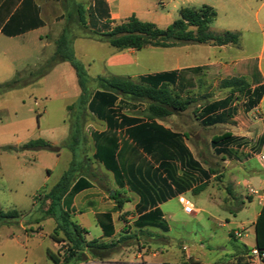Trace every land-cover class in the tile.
<instances>
[{
    "label": "rangeland",
    "instance_id": "obj_1",
    "mask_svg": "<svg viewBox=\"0 0 264 264\" xmlns=\"http://www.w3.org/2000/svg\"><path fill=\"white\" fill-rule=\"evenodd\" d=\"M222 1L223 8H219L217 19L209 25V31L214 35H220L227 30L239 32V42L230 44L226 50L212 48L211 44L182 45L188 49L197 48L202 53V58L217 60L218 63L197 75L188 76L187 87L180 94L193 98L194 102L186 111L174 115L178 129L186 131L190 136V144L196 147V154L205 168L213 170L217 175L213 181L208 182V188L202 194H186L202 212L187 215L182 211L178 200L169 202L164 211L167 217L170 213L176 219L174 221L168 218L170 232H161L162 235H143L136 232L125 237L120 242L123 246L134 245V248L127 250V254L141 251V245H150L152 249L162 248L164 255L168 251L178 254L183 247V250L187 248L192 254L198 251L212 258L230 248L226 235L230 227L254 220L260 211L261 207L255 197L248 200L242 183L247 180L251 183L252 175L262 170L253 156L264 132V123L259 121L261 112L247 114L243 110L244 96L240 92L235 94L240 111L235 130H241L246 141L243 143L244 148L236 151L237 156L232 161H225L226 158L217 155L211 147L214 136L221 135L232 127L216 125L205 128L196 120V113L201 106L230 93L229 88L222 87L224 80L240 77L239 72L243 71L234 66L232 61L242 60L241 64H248L250 75L244 74V78L249 83L252 81L251 73L253 75V69L259 63L264 72V6L261 7L264 0ZM156 5L162 11L157 2ZM84 16L88 17L87 12H84ZM76 26L70 22V47L67 53L81 66L85 75L86 91L82 96L80 94L77 103L70 106V121L75 119L77 112L82 115L87 112L88 98L98 87L97 79L91 77L109 73L105 72V60L116 50L106 42L80 37L83 33L91 38L96 37L97 32L92 30V26L80 30L81 32ZM168 26L163 22L158 27ZM101 29L103 27L100 26L99 31ZM30 40L29 37L7 39L0 36V210L5 213L16 211L19 214L9 224L0 222V264H53L45 253L48 239L41 247L34 246L33 243L38 245L39 240L27 241L21 224L28 227L36 218L45 219V211L49 207L58 206L57 199L47 198V194L42 191L58 183L69 166L71 153L67 148L69 146L63 143L68 133L67 130L63 132L62 119L65 118L66 103L75 102L81 92L77 81L68 77L67 72L72 71V65L67 61L57 62L59 58L52 54V48H46L43 54H39ZM26 46L29 53L24 48ZM167 52L162 48L144 49L138 53L141 61L137 68L133 65L118 71L125 75H148L168 70L173 66L166 59ZM198 53L197 58L200 56ZM132 80L139 83L140 77H133ZM146 108L147 104L144 102H132L126 110L143 116ZM262 108L264 112V103ZM74 137L75 135L71 136L72 139ZM38 138L50 143L57 141L59 150L23 149L17 146L19 140ZM70 140L69 138L67 141L69 144ZM76 153L81 155L80 151ZM212 186H216L214 190L218 192L216 194L219 196L220 205L229 207L231 211L214 208L208 203L207 193L212 191ZM240 201L244 203L241 204ZM227 218L234 225H219V221L225 223ZM44 221L45 232H49L51 221ZM59 250L62 254L67 251L62 246ZM123 259L130 261L131 256Z\"/></svg>",
    "mask_w": 264,
    "mask_h": 264
},
{
    "label": "crops",
    "instance_id": "obj_2",
    "mask_svg": "<svg viewBox=\"0 0 264 264\" xmlns=\"http://www.w3.org/2000/svg\"><path fill=\"white\" fill-rule=\"evenodd\" d=\"M24 1L25 0H0V36L3 35L7 39H25L26 37H29V39H31V45H34L37 48L39 54H43L46 48H52L53 51L51 52L53 55L57 53L55 42L61 37V35L65 33L67 37L70 38V22H73V24L77 25L76 28L78 31H82L84 29H87L88 26H92L91 28L94 32L103 33L111 30L117 23L128 19L132 15H135L142 21L152 22L156 26H160V24L163 22H166L168 25L173 23L180 17V10L184 7L200 8L204 5H208L214 8L216 13L218 12L219 8H223L222 0H31L32 6L37 10L38 20L41 21V24L38 25V27L29 29L28 31L20 35H5L2 31L4 26L10 22L12 16L22 7ZM156 2L161 7L162 11L159 10ZM262 6H264V3L261 4V7ZM79 11L83 13V17L85 20L84 23L81 22ZM84 12H87V18L84 16ZM100 26L103 27V29L99 31ZM80 37L95 40L88 35H84V33ZM210 46L212 48H219L223 50L229 48V45ZM24 48L26 52L28 51L27 53L30 52L27 46ZM145 49L158 48L148 47ZM162 49L168 51V54H166V59L170 60V64H172L173 67L161 72H180L179 84L184 88L183 90L180 89V93L183 92L187 87V78L190 74L197 75L205 69H210L211 66L218 63L216 62L217 60L210 61L209 59L202 58V53L200 51H197V48L188 49L185 46L180 45ZM140 51L115 50V52L110 54L105 60V72L109 73L103 76L95 75L91 78L98 79L99 77L110 78L112 76H119L132 80L133 77L143 76L142 74L125 75L121 71H118L121 68L133 65L137 68L140 65L139 62L141 61V58L138 56V53H140ZM192 51L195 52L193 53ZM197 53L200 54L198 58ZM232 63L234 64V66L240 67L242 69L243 72H239L240 77H244V74L250 75L248 64H245L246 62L244 64H241L243 63L242 60H235L232 61ZM243 65H247V67L245 68ZM196 67H203V70L197 73L192 71L181 73L182 70L193 69ZM67 73L69 78L72 77L78 83V77L74 68H72L71 72L70 70H68ZM251 76L252 81L250 82V84L252 88H254L258 84H264V72L260 63L257 65V68L253 69V75L251 73ZM98 90L99 89L97 87L91 94V97ZM80 94L81 92L75 98V102L70 103L69 101L64 107L65 118L62 119V125L64 130L63 132H66L67 130L66 133H68V136L63 141V143L65 146H69L67 148L70 150L71 160L67 170L63 173L62 177L70 170L73 172V176L70 180L66 194L61 199L60 208L69 214V218L72 222H74L84 230L85 240H98L99 242H105L109 244L114 243L116 244V246L114 249V253H112L111 257H109L108 259H96L93 258L87 251H84L83 260H75L70 264H264V255L260 259L251 256V252L257 248L255 222L264 204V200L260 201L256 197L255 198L257 199L258 204L261 208L255 216V219L249 222H244L239 226L230 227L226 231L228 242L230 243V248L226 251H223V253L218 256L208 258L205 253H199L198 251L196 254H192L187 251V248L183 250V247H181V251L178 252V254L168 251L166 252V255H164V251L162 248L157 247L155 249H152L150 245H141V251L129 252L127 254V250L134 248V245L130 244L123 246L120 243L122 239H125V237H129L136 232L143 235H162L161 232L166 234L170 232L171 227L169 225L168 218H172V220L174 221L176 219H174V216H172L170 213L167 217L164 211V207L173 200H178L179 202L178 198L180 196H185L186 198H188L186 196V194L188 193H193L195 195L202 194L208 188V182L213 181L217 174L213 170L205 168V165L202 163V161H200L196 154V147H193L190 144V136L186 133V131L178 129L179 126L174 120V115H176L177 113L163 120H155L157 124L163 126L165 129L180 133L182 135L185 145L188 147L195 160H197L200 163L201 167L209 173V178L202 180V176L194 172L195 178H197L198 181L191 187L190 190L186 191L185 193L176 194L174 197L159 204V208L163 214V219L168 226V231H162L160 228L154 226H139V217L148 212L141 210L139 205V194L130 188L125 178H116L111 171L107 170L105 166L94 157L98 143L105 142V136L110 134L112 130H110L105 120L98 118L88 109V103L91 97L88 98L87 112H84L83 115L77 112L75 119L70 121V106L78 102ZM216 100L219 99L211 100L207 103ZM245 101L246 98L244 97L243 110L249 115H251V113H253L254 111L261 112L259 121L264 123V112L262 108L264 103V95L260 103L249 111L245 110L244 108ZM129 103L132 102L119 97L115 105L118 121L121 122L122 118H140L142 122H146L147 120L145 118L136 114H132L131 112H128L126 110V107ZM235 105H237L238 107V103L236 101ZM203 106H201V108ZM239 113L240 111L238 107V113L233 118V123L217 124L222 126L228 125L232 127L228 128L224 133L228 132L233 137H237L240 139L239 141L231 143L230 148L234 150H242L245 146V144L243 143L246 141L244 136L245 134L241 130L239 132L235 130ZM198 114L199 112L196 113V120L200 123L201 126H203L200 119L198 118ZM134 126L135 125L131 123H126L123 128H118L115 131L113 130L118 139L120 148L122 145L121 141L127 140L128 142H131V140L128 138L129 136L127 134V131ZM213 126L203 127L211 128ZM72 135H75L73 139L71 138ZM69 138L71 139L70 144L67 142ZM262 138L264 139V132ZM29 141H17L18 148H23V146ZM47 142L50 143V141ZM65 143H67V145ZM50 144L53 148L52 150H59L57 141H53ZM263 144L264 140L262 144L258 148H256V152L261 150ZM76 151H80L81 155H77ZM85 151L87 152L84 154L83 152ZM142 154L148 160H150L155 167L158 166V164L154 162V160H152L150 156H147L144 153ZM225 158V161L235 160L230 157ZM257 164L262 170L260 173H254V175H252V184L249 180L242 183L248 196V200H252L254 196H250L248 194L247 185H251L254 188L260 190H264V164ZM178 174L180 175L181 171H178ZM62 177L60 178V180L62 179ZM54 186L49 189H44L42 193L48 194ZM74 187L77 188V191L73 193L72 191ZM215 187L216 186L211 188L212 191H209L207 193L208 203L213 205L214 208L231 211L229 207L225 208L220 205L218 198L219 196L218 194H216L218 192L215 191L216 189L214 190ZM240 203L243 204L244 202L240 201ZM192 204L195 209L194 215L202 212L201 208L196 207L193 202ZM181 208L183 211L182 205ZM210 217L214 218L211 214ZM44 220L51 221V230L49 232H45ZM219 223V225H221L222 227H225L226 225H234V223L228 218L226 219L225 223L222 221H219ZM57 226L58 223L55 217H45V219L41 217L39 219L36 218L28 227H24L23 224H21V229H23L26 233L27 241H29L30 239H32L33 242L36 241V239L39 240V242L37 243L38 245H35L33 243L34 246L41 247V244H43L46 239H48V243L46 244L45 242V253L47 257H49L53 261V264H63L64 254H62L59 250L62 242H56L53 238ZM236 230H242V235L240 237L234 235V232ZM58 236L64 237V233L62 231H59ZM138 239L139 237L136 238V240ZM201 247L203 248L204 245L202 244ZM130 256V261L123 259H129Z\"/></svg>",
    "mask_w": 264,
    "mask_h": 264
},
{
    "label": "trees",
    "instance_id": "obj_3",
    "mask_svg": "<svg viewBox=\"0 0 264 264\" xmlns=\"http://www.w3.org/2000/svg\"><path fill=\"white\" fill-rule=\"evenodd\" d=\"M81 22L84 23L83 13L79 11ZM217 18L214 8L204 5L200 8L184 7L180 10V17L166 28H159L152 22L142 21L135 15L117 23L111 30L97 33L93 39L106 42L117 51L153 48H171L183 44H211L224 46L238 44L239 32L224 31L220 35H214L209 31V25ZM37 10L32 6L31 0H25L22 7L12 16L10 22L4 26L3 33L8 36H16L25 33L29 29L38 27ZM57 61H67L74 68L81 96L86 91L84 73L81 66L67 53L70 47V38L64 33L57 41ZM203 67L182 70L201 72ZM177 71H166L140 76V82H134L129 78L112 76L110 78L99 77L98 91L91 97L88 109L98 118L105 120L112 132L106 135L105 142L97 145L94 155L105 168L111 171L118 179L125 178L130 188L140 196V208L148 211L138 219L139 226H154L162 231H168V226L163 219L159 204L174 197L176 194L185 193L198 181L194 172L202 176V180L209 178V173L195 160L180 133L165 129L155 120H163L175 113L186 111L194 102L191 97H183L180 89ZM90 78H87L89 80ZM222 87L229 88L230 93L219 100L205 104L199 111L198 118L203 126H213L223 123H233V118L238 113L235 105L236 93L240 92L245 98V110L256 107L263 95L264 84H258L252 88L244 77H235L224 80ZM119 97L131 102H144L147 104L142 122L140 118L126 119L121 122L117 119L115 105ZM126 123L135 125L127 131V140L121 141L119 147L115 131L123 128ZM230 133L214 136L211 146L214 152L223 157H236L237 150L230 148L231 143L239 141ZM261 138L259 146L263 142ZM23 149L52 150L50 143L43 139L31 140L23 146ZM142 151V152H140ZM142 153L150 156L157 167ZM181 171V174H178ZM73 172L68 171L47 194L49 199H57L58 206L49 207L45 211V217H55L58 223L54 232L56 242H65L67 251L64 252L63 264H70L75 260L84 259V251L93 258L108 259L114 253L116 244L87 241L84 239V230L72 222L69 214L60 208V202L66 194ZM201 189V188H200ZM77 191L74 187L73 193ZM58 207V210H56ZM18 212H3L0 210V222L9 224L10 220L17 219ZM59 231L64 237H59ZM256 246L264 251V204L255 222Z\"/></svg>",
    "mask_w": 264,
    "mask_h": 264
},
{
    "label": "built area",
    "instance_id": "obj_4",
    "mask_svg": "<svg viewBox=\"0 0 264 264\" xmlns=\"http://www.w3.org/2000/svg\"><path fill=\"white\" fill-rule=\"evenodd\" d=\"M254 158L257 161V163H259L260 165L264 164V144L261 150L254 154ZM247 192L250 196H254L258 198L260 201L264 200V190H257L253 186L247 185ZM178 199H179L180 204L183 207V211L186 214L188 215L194 214L195 209L193 207L192 202L188 198H186L185 196H180ZM234 235L237 237H240L242 235V230H236L234 232ZM61 246L64 250H67V244L65 242H62ZM263 252L264 251H260L259 249L256 248L251 252V256L260 259L264 255Z\"/></svg>",
    "mask_w": 264,
    "mask_h": 264
}]
</instances>
